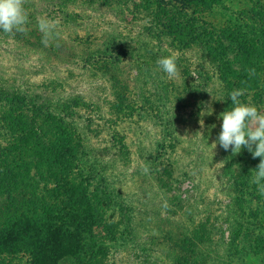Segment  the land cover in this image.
<instances>
[{
    "label": "rangeland",
    "instance_id": "1",
    "mask_svg": "<svg viewBox=\"0 0 264 264\" xmlns=\"http://www.w3.org/2000/svg\"><path fill=\"white\" fill-rule=\"evenodd\" d=\"M216 1L201 15L202 10L197 15L189 10L197 17L196 29L206 28L216 38L223 29L241 36L243 44L250 41V32L264 37V0ZM126 3L124 21L92 9L84 0H25L26 31L19 38L18 32L0 31V146L12 144L17 122L26 125L34 117L30 109L24 115L15 112L4 91L30 94L37 101L35 114L44 131L51 133L60 118L79 134L84 145L81 153L76 152L82 157L79 169L90 183V203L75 206L62 192L64 201L50 203L52 213L44 215V224L36 222L42 221L41 215L32 217L29 237L23 228L3 230L0 264H81L75 252L91 260L88 231L103 238L100 224L106 226V220L119 226L117 239L105 244L106 254L95 258L97 264H177L174 255L187 254L185 240L186 247L192 240L199 249L212 247L210 254L223 264H264V195L251 182V169L257 168L260 158H253L247 148L233 155L231 149L212 145L221 131L220 113L233 107L228 96L246 81L238 82L235 73L226 79L228 84L221 81L219 63L204 57L198 38L185 44L180 38L148 41L144 27L154 24L143 8L148 3ZM38 18L58 22V41L46 47L42 40H34L42 36ZM98 31L122 33L129 44L122 45L128 55L120 58L125 73L107 75L86 63L83 55L61 53L62 38L83 41L91 35L96 41L102 33ZM169 55L176 57L174 77L157 64ZM255 87L244 89L239 99L264 112V79ZM166 128L171 133L166 134ZM160 141L165 147L157 145ZM165 169L173 174L168 176ZM76 177L81 178L77 173ZM98 178L110 184L106 193L111 197L104 209L98 205ZM60 186L67 189L64 182ZM91 207L95 211H89ZM90 215L99 218L100 228L93 227ZM201 237L205 238L198 242ZM18 238L21 252L4 254L3 248Z\"/></svg>",
    "mask_w": 264,
    "mask_h": 264
},
{
    "label": "trees",
    "instance_id": "2",
    "mask_svg": "<svg viewBox=\"0 0 264 264\" xmlns=\"http://www.w3.org/2000/svg\"><path fill=\"white\" fill-rule=\"evenodd\" d=\"M128 1L84 0L86 4H90L92 9L110 12L116 18L124 21L126 19L124 15V12H126L125 4ZM151 1L153 0H145V3H148V5L143 7L148 16L147 20L148 18H153L154 22L153 28L150 26V23L149 26L144 27L148 41L149 38L159 41H162L164 38H172L174 41L180 38L179 40L183 42L182 44H185L189 38L193 40L198 38L197 40H200V43H197V45L199 44L204 57L219 63L221 81H226L228 84V80L226 79L235 73L237 79L240 78L242 80L244 78L246 81L242 82L239 88L253 90L257 86V80L259 82L264 79V37L261 38L258 33L250 32L252 34L250 41L243 44L244 41L241 36H234V33L230 34V32L228 33L223 29L218 33L219 36L216 38L214 33H211L209 30L206 31V28L203 30L195 28L197 17L191 15L189 10H194V14L196 15L202 10L200 12L201 15L205 9H210L212 5L216 4V0ZM98 32L102 33L99 36L97 35L96 41L90 40V37L92 38L91 35L85 37L83 41L74 38L71 40L62 38L61 53L67 54V57L72 58L83 55L86 58V63L91 62L96 65L98 72H103L107 75H116L114 77H117V74L125 73V65L123 64L122 66L120 64V58L128 55L125 47L122 46L128 43L124 41L122 33ZM263 33L264 30L261 34ZM19 36L20 33L17 35V38ZM139 36L141 42L145 44L146 41L141 38V34ZM227 39L230 42L229 44L225 43ZM34 40L39 43L42 40V36L39 37L38 34ZM29 41L31 40L29 39ZM232 53L231 60L228 56ZM236 63L238 67H234ZM251 69H255V75L249 77V70ZM229 82L232 83L231 81ZM245 85L247 86L245 87ZM4 93L7 95L5 100L13 103L15 112L18 114L23 113L22 115H24V113H27L26 110L30 109L31 112H34V117L26 125H19L20 122H17L15 124L16 131L12 144L8 147L0 146V236H3L5 234L3 230L8 229L10 226L13 230L23 228L26 236L29 237L28 231L33 224L32 217L41 215L42 221L36 222L44 224V215L48 216V213H52L50 203H53L55 199L58 203L64 201L62 192L69 197L70 201H73L75 206H80L85 200H88V203H90L87 194L90 183L88 178L85 177L84 171L79 169L81 167L79 161L82 157L77 154L84 150V145L81 142V137L75 133L73 128L67 129L64 119L58 118V126L51 133L44 131L43 126L37 121L39 116L37 117L38 113L37 115L35 114V108H38V106L36 104L37 101H35L36 99L30 97L32 95L22 94L19 90L15 89L4 91ZM228 97L230 98V95ZM42 109L43 107L39 106V110L41 111ZM50 113L51 111L48 112V114ZM61 123H64L63 126ZM165 131L166 134L168 132L171 133L167 128ZM74 135H78L77 139H74ZM157 145L165 147L162 141L158 142ZM36 149L39 150L38 153H35L34 150ZM80 150L82 151L80 152ZM72 151L75 154H72ZM33 155L37 156L36 160L38 161L36 163L32 161ZM225 155L228 156L226 151L224 152ZM195 161H200V155L196 156ZM99 163L100 160L96 164ZM248 168L249 166L245 168L244 172L247 173ZM251 171L253 170L251 169ZM75 172L81 177L80 180H78V176L76 177ZM164 172L168 176L173 174L172 169H165ZM91 173L92 177L96 178L95 175L98 174L96 166L91 167ZM98 180L99 184L96 186L99 198L98 205L104 209L107 207L105 201L111 197L110 194L107 195L106 193L107 190H110V184L106 182V178H98ZM53 181L57 182L56 187L52 186ZM61 182L65 183L66 190H63L64 186H60ZM245 186L247 187V184ZM114 194L121 193L117 192ZM89 211H95V208L91 207ZM57 216L58 214H55L54 218ZM90 216L92 220H95L93 227L97 226L100 228L98 221H96L99 218L94 219L92 215ZM106 224V226H103L102 223L100 224L102 235L104 236L101 239L96 237V234L91 233L90 230L88 231L89 236L87 237L86 248L89 249L91 260H86L85 255H76L75 252V258L81 264H97L98 262L94 261L95 258L98 259L99 256L106 254V251L103 249L105 248V244L109 240L117 239L116 233L119 226L108 223L107 220ZM204 238H198L197 241L201 242ZM18 240L19 238L5 246L3 248L4 254L12 255L21 252ZM188 243L189 240H185L183 246V248H187V254L182 258L178 254L174 255L177 264H208L211 262L223 264L220 258L210 254L212 247L199 249L197 243L195 241L193 243V240L186 247ZM209 244L212 246V239H209ZM80 248H82L81 245ZM76 251L78 252L77 249Z\"/></svg>",
    "mask_w": 264,
    "mask_h": 264
},
{
    "label": "clouds",
    "instance_id": "3",
    "mask_svg": "<svg viewBox=\"0 0 264 264\" xmlns=\"http://www.w3.org/2000/svg\"><path fill=\"white\" fill-rule=\"evenodd\" d=\"M24 3L25 0H0V31L7 34L26 31L28 14ZM57 24L55 20L38 18V29L46 47L50 42L60 39ZM157 64L169 77L178 74L174 55L159 58ZM253 75L255 69L249 70V77ZM244 94V89H234L230 93L233 107L220 113L221 131L217 142L212 145L216 148L218 143L226 151L231 149L233 155H238L243 148H247L253 158H260L257 168L252 171L251 182L257 186L259 194L264 195V112L242 102L239 98Z\"/></svg>",
    "mask_w": 264,
    "mask_h": 264
}]
</instances>
